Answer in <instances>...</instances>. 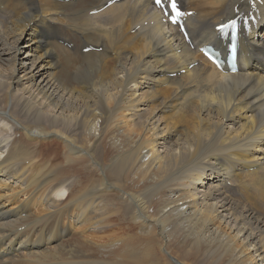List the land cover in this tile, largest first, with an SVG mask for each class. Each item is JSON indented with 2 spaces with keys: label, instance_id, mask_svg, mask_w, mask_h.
<instances>
[{
  "label": "bare ground",
  "instance_id": "obj_1",
  "mask_svg": "<svg viewBox=\"0 0 264 264\" xmlns=\"http://www.w3.org/2000/svg\"><path fill=\"white\" fill-rule=\"evenodd\" d=\"M111 1L0 0V264H264V44L197 53L245 3Z\"/></svg>",
  "mask_w": 264,
  "mask_h": 264
},
{
  "label": "snow or ice",
  "instance_id": "obj_2",
  "mask_svg": "<svg viewBox=\"0 0 264 264\" xmlns=\"http://www.w3.org/2000/svg\"><path fill=\"white\" fill-rule=\"evenodd\" d=\"M156 4L158 6H160L161 8L165 7L163 0H156ZM168 6L171 8L172 13H174V15L172 16V21H173V23H176L178 18L182 15V13L177 8L176 0H171L170 4ZM227 29H232V36L234 39L235 38V30H236V21L231 20L226 24L220 25L218 31L221 33H225ZM209 59H212V57L209 56Z\"/></svg>",
  "mask_w": 264,
  "mask_h": 264
},
{
  "label": "rangeland",
  "instance_id": "obj_3",
  "mask_svg": "<svg viewBox=\"0 0 264 264\" xmlns=\"http://www.w3.org/2000/svg\"><path fill=\"white\" fill-rule=\"evenodd\" d=\"M21 57L26 58V52L23 51ZM188 189L190 188L188 187ZM78 228H79V225L76 227V230H73V231H78L77 230ZM79 231H82V230L80 229Z\"/></svg>",
  "mask_w": 264,
  "mask_h": 264
}]
</instances>
